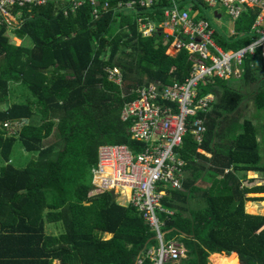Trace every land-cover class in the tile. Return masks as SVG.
Listing matches in <instances>:
<instances>
[{
  "label": "trees",
  "instance_id": "16d2710c",
  "mask_svg": "<svg viewBox=\"0 0 264 264\" xmlns=\"http://www.w3.org/2000/svg\"><path fill=\"white\" fill-rule=\"evenodd\" d=\"M180 1H191V10L203 7L200 0ZM66 7H14L18 26L0 28V122L26 121L14 134L0 132V264H136L157 245L155 234L133 207L94 189L97 151L104 144L140 150L129 138L131 122L120 118L124 104L147 82H181L193 61L185 50L167 55L171 38L166 42L162 33L139 32L136 17L161 21L163 3L136 14L105 12L96 20L89 4L64 15ZM256 14L244 9L235 34L217 30L215 42L224 50L248 44ZM108 67L121 72L120 86L108 80ZM234 79L214 77L201 85V94L215 96L203 142L198 146L186 133L178 150L186 162L182 189L162 201L173 211L163 239L187 252L179 264H208L212 254L229 257L226 264H264V216L245 212L247 201H264L256 196L264 194V162L256 127L233 116L244 99L230 84ZM237 79L257 84L253 105L264 111L262 60L246 59ZM14 93L23 101L12 100ZM16 142L30 155L23 167L12 164ZM247 171L262 178L247 179ZM48 224L58 232L49 233Z\"/></svg>",
  "mask_w": 264,
  "mask_h": 264
},
{
  "label": "built area",
  "instance_id": "2783aa9c",
  "mask_svg": "<svg viewBox=\"0 0 264 264\" xmlns=\"http://www.w3.org/2000/svg\"><path fill=\"white\" fill-rule=\"evenodd\" d=\"M205 8L217 5L225 9L234 21L246 8L257 10L251 27V41L235 50H224L214 40L216 29L192 9L191 1L182 6L180 0H0V28L13 29L19 22L12 13L14 7L40 6L62 2L74 12L89 4L94 20L112 11L136 14L163 3V19L159 22L137 16L136 23L143 37L162 33L166 42L171 38L166 54L175 56L185 50L193 61L189 75L181 82L163 84L150 81L135 91V98L121 110L122 121H130L129 138L140 143L134 150L125 144H104L98 148L97 162L92 169L91 184L99 192L111 191L122 206L133 207L155 234L156 246L149 247L136 264L177 263L186 258L185 247L177 241H165L164 220L173 211L162 206L171 190L180 191L185 160L179 154L183 138L191 133L200 146L206 131V114L215 102L211 92L201 94V85L217 77L224 80L239 78L246 59L259 57L264 63V0H200ZM215 16L218 12H214ZM217 19L220 15L216 16ZM234 35V28L227 30ZM109 81L121 85L122 75L116 67L105 69ZM26 121L0 122V132L14 134ZM201 152L200 149H197ZM227 172V170H225Z\"/></svg>",
  "mask_w": 264,
  "mask_h": 264
},
{
  "label": "rangeland",
  "instance_id": "374dc122",
  "mask_svg": "<svg viewBox=\"0 0 264 264\" xmlns=\"http://www.w3.org/2000/svg\"><path fill=\"white\" fill-rule=\"evenodd\" d=\"M215 11L218 12V14L220 15L219 19H217V17L215 16V14H214ZM199 13H200V17L207 20L210 23L211 27L214 29L218 30L219 27L221 28L222 26L219 25L220 23H222V25H225L223 27V31H225V32L229 29L234 28L233 21L227 15V13L225 12V9L220 5H217L215 8L202 7L201 10H199ZM10 41L13 42L15 45L20 44V41L18 39H16L15 37H13L12 35H10ZM234 80L235 81L231 80L230 84L235 89H239V91L244 96V99H243V101H241L238 109L233 114V116L236 117L237 119H239L240 121H242L244 118L250 120L251 122H253L254 126L256 127L258 134L264 135V127H262L263 123H264V111H259V110L255 109L253 102H252L253 91H254L257 84L256 83H249L246 85V84H243V82L240 79H234ZM18 92L20 94V90ZM18 96H19L18 93H16V94L14 93L12 100H14L15 102H22L23 101V100H21L22 97L18 98ZM1 107L2 106H0V108ZM50 140H51V138H50ZM260 152L262 155V161L264 162V147H261ZM200 153L203 154V151H201ZM204 155L209 157V155H206V154H204ZM29 159H30V155L23 152V149H22L20 143L16 142L14 145L13 152L11 154L12 164L15 167H23ZM0 166H1V157H0ZM202 186H204V184ZM198 209H201V205L199 206ZM256 213L264 216V207H261V209L259 211H256ZM46 229L49 233H54V234H56L59 230L55 225H52V224H48L46 226ZM103 237L106 239L109 238L108 235H104ZM220 255L221 256L214 257L217 259L211 258L212 256L210 255L208 258V264H212V263L218 264V262L220 260H221V264H226V262L229 260V257H226L225 255H222V254H220ZM236 258H237V260L239 259L237 253H236ZM168 264H170V263H168ZM171 264H179V262L171 263ZM238 264H240L239 261H238Z\"/></svg>",
  "mask_w": 264,
  "mask_h": 264
},
{
  "label": "crops",
  "instance_id": "0c3cea01",
  "mask_svg": "<svg viewBox=\"0 0 264 264\" xmlns=\"http://www.w3.org/2000/svg\"><path fill=\"white\" fill-rule=\"evenodd\" d=\"M219 14H217L216 16H218ZM218 18V17H217ZM219 25H221L222 27L218 28V32H223V33H227V31H223V27L225 25H222V23H220ZM220 29V30H219ZM217 31V29H216ZM20 41V40H19ZM253 102V101H252ZM245 119V118H244ZM253 123V122H252ZM254 125V124H253ZM257 140L259 141V145L261 147H264V135L263 134H257ZM203 154H206L203 152ZM208 155V154H206ZM263 162V161H262ZM245 176L247 179H254V180H260V178H262V173L261 172H256V171H247L245 173ZM185 177V172H184V175H183V179ZM200 185H203L204 183H199ZM205 186V184H204ZM248 196H254L253 194H249ZM258 197H264V194L261 193V194H258L256 195ZM250 203V204H249ZM262 203H264V201H247L245 203V212L248 213V214H257L256 211H259L261 209V207H264L262 205ZM251 204L253 206H251ZM250 205V206H248ZM257 215H260V214H257ZM108 237H110V235H108ZM213 255V254H212ZM215 255V254H214ZM217 256L220 255V254H216ZM227 257V256H226ZM230 259V258H229ZM227 263V262H226ZM219 264H221V260L219 261Z\"/></svg>",
  "mask_w": 264,
  "mask_h": 264
},
{
  "label": "bare ground",
  "instance_id": "6f19581e",
  "mask_svg": "<svg viewBox=\"0 0 264 264\" xmlns=\"http://www.w3.org/2000/svg\"><path fill=\"white\" fill-rule=\"evenodd\" d=\"M250 204V203H249ZM262 205H264V203H262ZM248 206H250V205H248ZM251 206H253L252 204H251ZM212 257L211 258H214V257H216L217 255L215 254H213V255H211ZM218 256H221V255H218ZM214 259H217V258H214ZM218 261V260H217ZM213 264V263H212ZM218 264H219V262H218Z\"/></svg>",
  "mask_w": 264,
  "mask_h": 264
}]
</instances>
